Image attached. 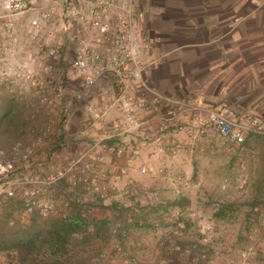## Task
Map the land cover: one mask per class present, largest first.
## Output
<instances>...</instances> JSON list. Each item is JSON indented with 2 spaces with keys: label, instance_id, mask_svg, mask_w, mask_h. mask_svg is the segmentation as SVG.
<instances>
[{
  "label": "built area",
  "instance_id": "built-area-1",
  "mask_svg": "<svg viewBox=\"0 0 264 264\" xmlns=\"http://www.w3.org/2000/svg\"><path fill=\"white\" fill-rule=\"evenodd\" d=\"M144 20L140 0H0V91L47 113L56 110L62 125L67 123L74 103L80 101L86 115L100 122L104 113L96 112L86 98L103 82L113 104L148 140L163 143L165 133L162 123L153 129L134 118L133 106L147 111L151 102L146 95H152V104L162 102L168 111L182 107L199 115L198 124L228 144L239 146L248 134L264 139V125L254 119L229 121L200 99L180 104L161 101L144 78L164 55L157 50L158 38L144 32ZM72 85V98H64V90ZM130 92L133 98H129ZM168 111L167 118H171ZM51 124L47 119L36 132L28 129L24 140L0 149V203L18 200L23 218L33 214L64 218L71 206L93 213L107 202V207L115 204L131 211L138 209L127 206V202H135L132 195L136 191L117 189L116 178L103 171L99 153H33L52 135ZM176 129L180 132L184 127ZM179 151L169 149V153ZM54 154L60 163L55 162ZM133 171L145 175L148 170L133 167ZM181 192V188H173L174 195ZM195 214L192 210L189 217L196 219ZM176 216V211L171 213V217ZM200 224V242L207 245L210 221L202 219ZM110 233L120 239L127 236L120 225L111 227ZM112 248L121 252L118 242ZM217 254L212 248L211 255ZM91 262L110 264L112 260L99 255Z\"/></svg>",
  "mask_w": 264,
  "mask_h": 264
},
{
  "label": "crops",
  "instance_id": "crops-1",
  "mask_svg": "<svg viewBox=\"0 0 264 264\" xmlns=\"http://www.w3.org/2000/svg\"><path fill=\"white\" fill-rule=\"evenodd\" d=\"M148 1L151 2L146 0V3ZM155 4L156 11L146 14L144 21L156 34L157 50L164 59L156 69L149 70L144 79L159 99L180 104L201 98L229 121L254 119L264 125V1L155 0ZM74 89V85L67 87L64 98L71 99ZM128 96L133 98L134 93ZM146 96L151 102L147 111L133 106V116L144 127L155 129L162 123L165 133L162 144L148 140L135 130L118 105L113 104L109 89L100 82L86 98V103L96 112L104 113L100 122L86 115L80 101L74 103L65 125L59 123L56 110L47 113L28 105L38 116L35 127H31L35 132L47 119L52 121V135L35 147L33 153H99L103 171L116 178L117 189L136 191L132 195L135 202H127V206L138 208L134 209L131 220L144 225L158 222L161 239L175 236L177 247L190 249L193 238L188 228H183V220H191L188 214L197 204L193 199L197 188L192 180L181 184L180 175L188 172L195 175V168L202 160L204 165L210 166L215 153L219 154V165L224 166L227 147L231 144L200 126L199 115L182 107L168 111L162 102L152 104V95ZM167 111L171 118H167ZM182 117L191 120L184 122ZM181 123L191 127L186 136L176 129ZM260 140L264 142L263 138L248 134L241 145L231 146L238 148V153H264V148H259ZM173 148L180 151L169 153ZM53 158L57 156L54 154ZM133 167L148 171L139 175ZM210 170H215L213 164ZM252 184L253 188L259 187L257 183ZM175 187L181 188L180 195L173 194ZM108 204L94 209L93 214L101 215ZM175 211L177 216L171 217ZM168 220L174 223L173 230L165 225ZM138 236L134 235L135 241ZM147 237L145 234L143 242H135L130 247L125 244L137 262L158 258L156 250L152 251L147 245Z\"/></svg>",
  "mask_w": 264,
  "mask_h": 264
},
{
  "label": "rangeland",
  "instance_id": "rangeland-1",
  "mask_svg": "<svg viewBox=\"0 0 264 264\" xmlns=\"http://www.w3.org/2000/svg\"><path fill=\"white\" fill-rule=\"evenodd\" d=\"M140 3L146 11L145 18L146 14L150 15V13L153 14L156 11L155 0L147 3L144 0V2L141 1ZM144 32L156 36L152 29H148L145 26V21ZM162 63L163 61L151 70L156 69ZM5 96V93L0 92V103ZM191 99H200L205 103L201 98ZM19 102L27 104L25 100H19ZM1 107L3 106L0 104V109ZM27 112L28 114L26 115L28 117L29 113L34 115L33 111L29 109H27ZM36 116L34 115V119L30 122V127H35L37 123ZM182 118L184 122L187 119L191 120L189 117ZM3 119L5 120V117ZM181 124L184 130L180 131V133L186 136L191 127L187 123ZM194 128L197 129L196 127ZM197 133L199 134V131ZM25 138L26 136L23 134L19 139L24 140ZM0 139L3 142L5 141V144L2 145L5 146L4 148H8L13 142L10 136L7 137L6 135H3ZM259 148H264L262 140H260ZM227 150L228 153L225 155L227 163L224 166L219 165V154L215 153L213 156L216 158H212V161H209L210 166L204 165L202 160L195 168V175L191 172L180 175L182 183L188 184L192 180L195 182V188H197L195 198H193L197 204L192 209L196 212V219L188 216L191 219L190 221L183 220V228H188L193 238L190 240L192 241L190 249L195 250L193 253L187 247L177 248L174 240L175 236L164 240L161 239L159 236L161 235L159 234L160 224L158 222L147 225H144L141 221L133 222L131 220L133 211L129 210L123 217V219H130L125 225L121 223L122 219H113L107 211L101 215L93 214L97 219H108L109 233L110 228L114 225H120L122 229L128 230L126 238L121 239L110 233V240L100 246L101 253L97 257L102 255L103 258L112 260L110 264H131L130 260L137 264H209V261L214 264H264V153H238V148L231 145L227 147ZM200 153H204V150H200ZM212 164L215 166V170L210 172ZM252 183H257L259 187L253 188ZM3 217L6 218L8 225L21 224L27 221L26 218L18 215L16 205L2 208L0 210V219ZM185 219H187V216ZM202 219L210 221L211 225L209 233L210 243L207 245L200 242V235L203 231L200 224ZM171 221L168 220L165 225L170 230H173L174 223ZM126 225H128V228L124 227ZM145 234L148 235L147 245L149 244L148 246H150L152 251L153 249L156 250L158 258L151 262L142 260L137 262V258L127 251L125 244L130 247L135 242H143ZM134 235H139L135 237L137 241H135ZM115 242H118L121 246L119 254L115 253L112 248ZM184 242L186 241L184 240ZM148 246H146V250ZM212 248L217 250L218 254L215 257L211 255ZM97 249L96 245H92L87 250L88 253H94ZM202 255L204 256L201 257ZM97 257L90 258V260H94ZM90 260L89 264H97ZM0 264H7V258L2 253H0Z\"/></svg>",
  "mask_w": 264,
  "mask_h": 264
},
{
  "label": "trees",
  "instance_id": "trees-1",
  "mask_svg": "<svg viewBox=\"0 0 264 264\" xmlns=\"http://www.w3.org/2000/svg\"><path fill=\"white\" fill-rule=\"evenodd\" d=\"M0 92L6 94L0 103L3 106L0 109V137L10 136L12 144L22 141L19 138L31 128L30 113L29 117L26 115L29 106L19 102L21 99L2 90ZM4 144L5 141L0 139V149H8L12 145L4 148ZM14 205L21 216V204L16 199L0 203V210ZM129 210L115 204L106 208L113 219H122L124 225L127 221L123 217ZM26 220L21 224L8 225L5 217L0 219V253L7 258V264H89L90 258L101 253L100 246L109 241L111 236L107 218L97 219L93 213L77 206H71L64 218H41L33 214ZM92 245L98 249L88 253L87 249Z\"/></svg>",
  "mask_w": 264,
  "mask_h": 264
}]
</instances>
